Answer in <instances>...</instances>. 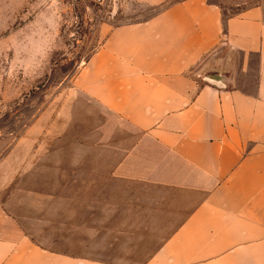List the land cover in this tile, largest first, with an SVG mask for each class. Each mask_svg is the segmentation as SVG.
<instances>
[{
	"label": "crops",
	"instance_id": "crops-1",
	"mask_svg": "<svg viewBox=\"0 0 264 264\" xmlns=\"http://www.w3.org/2000/svg\"><path fill=\"white\" fill-rule=\"evenodd\" d=\"M132 1L73 78L75 144L22 173L32 228L10 178L0 264H264V0Z\"/></svg>",
	"mask_w": 264,
	"mask_h": 264
},
{
	"label": "rangeland",
	"instance_id": "rangeland-1",
	"mask_svg": "<svg viewBox=\"0 0 264 264\" xmlns=\"http://www.w3.org/2000/svg\"><path fill=\"white\" fill-rule=\"evenodd\" d=\"M148 14L132 0H0V199L14 178L27 226L42 212L26 193L28 162L44 157L39 147L75 144L67 103L76 72L114 25Z\"/></svg>",
	"mask_w": 264,
	"mask_h": 264
}]
</instances>
